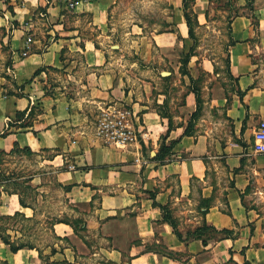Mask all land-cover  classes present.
Instances as JSON below:
<instances>
[{"label":"crops","instance_id":"obj_1","mask_svg":"<svg viewBox=\"0 0 264 264\" xmlns=\"http://www.w3.org/2000/svg\"><path fill=\"white\" fill-rule=\"evenodd\" d=\"M253 1L251 14L231 25L227 70L235 90L215 92L204 105L222 118L201 116L192 130L196 96L187 98L186 119L171 121L145 101L134 102L123 80L107 69V54L82 19L103 35L114 0H9L17 25L9 39L13 63L7 80H0V154L15 148L40 154L64 199L87 208L78 217L82 233L54 226L63 233L50 261L264 264V155L252 152L254 131L264 123V78L252 61L264 45V0ZM178 18L185 39V20ZM143 89L145 100L152 91ZM125 105L138 140L124 148L105 145L94 135V111ZM16 197L9 215L28 211L25 217H32L33 208ZM203 222L229 234L206 244L189 238ZM0 259L49 264L36 249L13 253L3 243Z\"/></svg>","mask_w":264,"mask_h":264},{"label":"rangeland","instance_id":"obj_2","mask_svg":"<svg viewBox=\"0 0 264 264\" xmlns=\"http://www.w3.org/2000/svg\"><path fill=\"white\" fill-rule=\"evenodd\" d=\"M253 2L208 0L200 4L196 0L190 8L195 13L194 17L190 13L193 39L188 36L187 26L185 39L178 33L175 21L183 17V10L182 2L180 6L175 0H114L108 30L103 35L86 25L88 18L82 19V24L86 31L92 32L97 46L106 52L107 69L123 80L125 91L132 95L134 102H146L171 121L181 123L190 111L186 106L188 96H197L199 110L190 127L193 130L201 116L222 118L216 110L204 105L212 100L215 92L228 96L235 90L227 70L231 25L236 17L251 14ZM12 11L9 0H0V80H7L13 63L9 39L17 23L12 20ZM256 54L252 61L258 64L264 78V45ZM143 88L152 91L145 100ZM118 108L131 110L126 105ZM100 110L94 111L93 130ZM47 169L42 166L40 154L25 150L0 154V215H9L17 204L16 196L33 208L31 221L18 217L2 221L1 225L9 229L13 241L17 237L31 243L40 250L44 261L56 264L50 261V253L63 233L62 226L54 227L56 221L84 218L87 208L73 206L65 200L53 175L45 174ZM26 213L30 215L28 211L23 212Z\"/></svg>","mask_w":264,"mask_h":264},{"label":"trees","instance_id":"obj_3","mask_svg":"<svg viewBox=\"0 0 264 264\" xmlns=\"http://www.w3.org/2000/svg\"><path fill=\"white\" fill-rule=\"evenodd\" d=\"M181 2H182L183 18L185 20V24H186L187 29H188V36L190 37V39H193V35H192L193 18L191 17L190 13H192L193 17L195 16V13H193V11L190 10V8L194 6L195 0H181ZM170 8H172V7L170 6ZM12 14H13V11H12ZM166 32H170V31H166ZM184 64L186 65V62ZM227 64H228V62H227ZM196 98H197V96H196ZM196 102H197V108H196V111L191 116V122L189 123L188 128H190L192 126V121H194L195 117L197 116V112L199 110L197 99H196ZM22 116H23L22 113L18 114L17 119L19 118L18 120H20L22 118ZM188 128L185 131V134H188ZM14 150H17V149L15 148ZM23 150L30 152L28 149H23ZM161 150L167 151L168 147L163 144L161 147ZM13 151H11V152H13ZM64 189H68V188H64ZM18 200H19V204L22 207H28L27 205H25L23 203V201L20 198H18ZM161 209L163 210V213H164V219L167 220V222L172 227L173 232L177 235V237L181 238L179 232L176 229V224L174 223L168 209L165 207H162ZM18 217H21V219L24 221H31L32 220L31 218H26L25 215L20 213V212H15L13 215H8V216L0 215V240H1V242L4 245H7L9 247L10 251L13 253H16L17 251H19L23 248L36 249L38 251L41 259H43L42 253L40 252L39 249H37L31 243L22 242L17 237L13 241L12 236L10 234H8L9 229H7L1 225L2 221H4V222L11 221V220L16 219ZM56 223H63V224L68 225L75 233L79 231L78 230L79 228H80V231H85V223L81 219H75L73 222H68V220L59 219L56 221ZM218 233H221L223 235H228L229 231L223 230L221 232H218L214 228H212L211 226H209L205 222H203V224L200 227H198L195 231H193L192 234H188V235H189V238L201 239L202 243L206 244L207 240L214 238L215 235H217ZM54 252H55V250L51 249V254H54ZM169 256H173V255L171 253H169ZM0 263L1 264H7L6 261H3L1 259H0ZM52 264H54V263H52Z\"/></svg>","mask_w":264,"mask_h":264},{"label":"built area","instance_id":"obj_4","mask_svg":"<svg viewBox=\"0 0 264 264\" xmlns=\"http://www.w3.org/2000/svg\"><path fill=\"white\" fill-rule=\"evenodd\" d=\"M139 133L138 126L134 125L133 116L129 110L118 107L100 110L94 135L106 145L116 148L127 147L137 142ZM252 152L264 155V123H260L254 131ZM67 169L72 171L74 167L68 165Z\"/></svg>","mask_w":264,"mask_h":264}]
</instances>
